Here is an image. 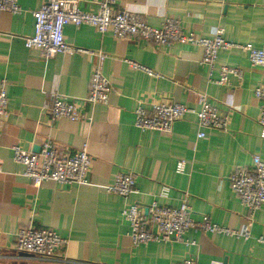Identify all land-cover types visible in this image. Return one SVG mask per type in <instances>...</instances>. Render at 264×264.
<instances>
[{
  "label": "crops",
  "instance_id": "crops-1",
  "mask_svg": "<svg viewBox=\"0 0 264 264\" xmlns=\"http://www.w3.org/2000/svg\"><path fill=\"white\" fill-rule=\"evenodd\" d=\"M115 0L116 11L139 13L153 27L167 19L179 20L185 33L213 38L222 28L226 42L252 44L264 49V0ZM100 0H79L83 12H97ZM21 14L0 19V81H8L9 115L0 132V230L9 244L30 224L55 230L68 240L53 261H38L11 251L0 264H264V206L256 213L245 240L224 234L192 230L183 242H152L135 246L130 225L121 216L126 200L108 194L104 186L116 175L134 172L139 194L129 202L148 206L153 201L171 208L185 201L200 220L209 216L224 228L242 230L250 212L232 190L231 174L250 169L254 156L264 159V127L259 122L261 102L254 90L264 85V68L253 67L237 47L221 50L214 68L202 64L204 50L174 42L158 47L139 38L100 35L83 24L65 27L66 41L75 48L103 52V74L113 86L107 105H84L88 119L51 121L55 95L80 101L89 95L96 58L89 54H58L45 58L28 49L25 39L35 32L33 12L41 0H19ZM128 61L151 70L154 76L132 68ZM222 66L244 70L231 76L227 86L212 80ZM158 76V77H157ZM207 95L221 115H229V130H204L199 140L196 117L176 122L170 134L143 132L135 126L139 102H174L200 109L199 96ZM51 139L63 152L79 151L89 142L92 167L86 185L45 182L37 187L14 161V146L35 152ZM184 162V173L177 165ZM170 188L168 197L163 188ZM17 255V256H16ZM13 260V261H9Z\"/></svg>",
  "mask_w": 264,
  "mask_h": 264
},
{
  "label": "built area",
  "instance_id": "built-area-1",
  "mask_svg": "<svg viewBox=\"0 0 264 264\" xmlns=\"http://www.w3.org/2000/svg\"><path fill=\"white\" fill-rule=\"evenodd\" d=\"M114 5L115 0H100L99 10L94 13L83 12L79 7V0H41L40 8L33 12L35 32L32 37L25 39L26 48L41 51L45 58L58 54L81 53L94 56L97 60L90 79L87 98L72 101L65 96L55 95L54 104L50 109L52 122L63 118L72 122H83L88 119V116L81 107L82 103L105 106L113 92L111 82L101 70L108 56L103 52H90L70 45L66 41L64 32L68 25L79 28L83 24H88L95 27L100 35L111 32L119 39L139 38L158 47H167L174 42L197 45L204 50L202 64L211 68H214L221 50L237 47L248 54L251 66L264 68V49H257L252 44H230L224 39L222 28L215 32L213 38H202L194 33H185L179 20L167 19L161 27L156 28L139 13L127 9L116 11ZM21 13L19 0H0V19L4 14ZM128 64L136 70L145 71L150 76H154L151 70L140 64L132 61H128ZM231 76L242 79L244 70L222 66L219 79L212 82L225 87L229 84ZM7 86L6 79L0 81V132L4 119L9 115ZM254 95L261 102L258 122L264 127V85L257 87ZM199 104L200 109H195L174 102L147 104L139 102L135 111V126L143 132L156 131L170 134L176 122L188 115H193L199 127L203 129L198 133L199 140L206 138L204 130L228 132V114L221 115L218 108L210 103L207 95L199 96ZM88 147L89 142H86L79 151L62 152L51 139H48L42 144L39 152H28L20 146H14V161L24 167V175L37 187L50 181L60 185H86L88 184L87 175L92 167ZM177 172L184 173V162L178 163ZM229 180L232 190L250 212L251 222L242 230L221 227L206 215L200 220L194 219L193 210L187 201L178 208L163 206L157 201H153L148 206L129 202L131 196L140 193L136 185V175L131 171L116 175L111 184L104 186V191L118 195L127 201L121 216L130 225L129 236L135 246L152 242H183L186 240L187 233L192 230L247 240L250 237L253 219L264 206V159L254 156L252 168L237 169L231 174ZM169 194L170 188L164 187L162 196L168 197ZM258 240L264 243L263 236ZM67 244L68 240L62 238L55 230L36 227L33 223L20 229L12 244H9L0 230V255L7 259L13 258L10 257L13 251L14 254H23L34 260L53 261L63 253ZM183 264H199V261L196 258H188Z\"/></svg>",
  "mask_w": 264,
  "mask_h": 264
},
{
  "label": "water",
  "instance_id": "water-1",
  "mask_svg": "<svg viewBox=\"0 0 264 264\" xmlns=\"http://www.w3.org/2000/svg\"><path fill=\"white\" fill-rule=\"evenodd\" d=\"M40 148H37V150L35 152H39ZM32 264H38V263H32Z\"/></svg>",
  "mask_w": 264,
  "mask_h": 264
}]
</instances>
